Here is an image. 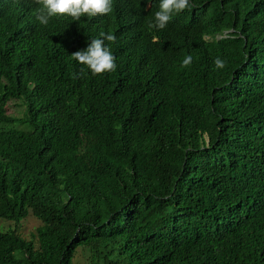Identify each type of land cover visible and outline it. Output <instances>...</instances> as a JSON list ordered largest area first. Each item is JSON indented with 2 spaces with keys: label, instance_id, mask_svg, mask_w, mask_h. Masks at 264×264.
<instances>
[{
  "label": "trees",
  "instance_id": "trees-1",
  "mask_svg": "<svg viewBox=\"0 0 264 264\" xmlns=\"http://www.w3.org/2000/svg\"><path fill=\"white\" fill-rule=\"evenodd\" d=\"M145 3L44 26L0 1V221L39 223L0 264H264V0L163 30ZM102 32L117 68L92 75L70 55Z\"/></svg>",
  "mask_w": 264,
  "mask_h": 264
},
{
  "label": "clouds",
  "instance_id": "clouds-1",
  "mask_svg": "<svg viewBox=\"0 0 264 264\" xmlns=\"http://www.w3.org/2000/svg\"><path fill=\"white\" fill-rule=\"evenodd\" d=\"M5 4L9 1L20 3L29 1L39 6L35 11V18L39 24L47 26L50 20L56 16H68L73 21H79L82 17H96L108 15L113 11V0H0ZM192 7L190 0H146L144 11L152 16L149 27L163 30L167 25L180 18L172 19L174 14H179ZM116 36L112 33H100L99 38H93L83 50L73 52L70 56L79 64L84 65L92 75H102L115 72L117 68L115 56L105 41L116 42ZM193 57L189 54L184 57L181 67L191 65ZM216 69H223L226 61L217 57L213 61ZM83 71V70H82ZM76 74H73L75 78Z\"/></svg>",
  "mask_w": 264,
  "mask_h": 264
},
{
  "label": "rangeland",
  "instance_id": "rangeland-1",
  "mask_svg": "<svg viewBox=\"0 0 264 264\" xmlns=\"http://www.w3.org/2000/svg\"><path fill=\"white\" fill-rule=\"evenodd\" d=\"M6 107L7 114H17L20 109H22L20 102L15 101V103H8ZM39 225L38 221L32 217H28L24 221H22L17 227L13 222H3L0 221V232H6L8 230H15L20 235L24 236L25 238H29L35 231V228ZM79 259V258H78ZM74 264H83L82 261L78 260L77 263Z\"/></svg>",
  "mask_w": 264,
  "mask_h": 264
}]
</instances>
